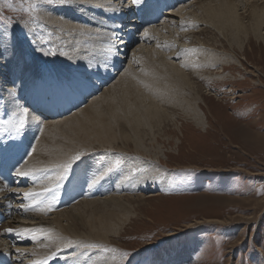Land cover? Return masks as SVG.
<instances>
[{
    "label": "bare ground",
    "instance_id": "6f19581e",
    "mask_svg": "<svg viewBox=\"0 0 264 264\" xmlns=\"http://www.w3.org/2000/svg\"><path fill=\"white\" fill-rule=\"evenodd\" d=\"M49 1L53 2L54 0ZM129 1L71 0L72 5L64 11L62 19L56 18V15L61 13L60 11L53 17H48L51 22L50 27L61 35L58 34L59 43L60 41L63 43L62 47H59L58 43L56 45L58 48L56 58H53L55 55L46 54L43 50V57L52 60L54 72L41 67L38 59L34 66L28 63L26 55L24 56L22 51L15 50L7 55L0 54V103L4 102L6 98L8 101L12 96L8 102L9 110H11L8 116L14 117V123H18L20 116L25 111L27 112L26 121L35 122L36 116L29 112L28 107L37 100H44L47 96L46 93H56L60 101L65 100L64 91L75 84V81H72L73 78H70L71 74H84L85 69H89V73L94 72L105 79L113 80L99 96L91 98V101L87 102L85 97H81L83 106H86L83 109L63 119L47 120L41 127L35 149L20 169V171L31 173L29 177L33 180H38V183L33 187L21 192L23 196L21 199L26 201L25 204L20 205L24 217L19 220L21 218L19 214L13 215L2 227L0 226V253L5 258L14 259L21 264H36L37 261L54 264L57 260L60 264H113L110 262L113 259L110 260L109 256L102 258L99 251H95L91 258L87 253V246L98 244L95 247H102V249L104 247V251L107 250L111 241L110 235L120 234L124 225L129 222L130 212L127 208L122 211L123 206L126 207V204H123L126 197L121 194L143 190L152 182L148 170L147 174L144 172L134 173L145 170V166L148 165L147 160L145 163L137 162L140 164H136L132 171L124 168L121 172L105 168L104 162L98 166L95 161L96 164L85 160L84 163L90 166L70 175L74 169L72 168L66 178L60 181L58 177L64 175L63 166L71 162V168L73 158L77 154L86 149L88 151L83 155L94 151L96 149L94 144L97 143L100 144L98 151H122L123 156L127 159L124 162L127 164L130 160L134 161L128 152L131 145L138 153L148 154L150 146L146 142L147 131L154 130L152 124L154 127H160L165 123L164 116L168 112L165 108L168 106L182 111L186 120L194 125L202 128L208 127V116L200 105L205 104L204 107L210 113L212 109L200 96V87L191 81L183 69L184 66L182 68L179 66L178 60H172L174 57L171 53L174 52L176 45L172 43L173 41L169 37L170 33L178 34L177 31L181 27L193 24V19L197 20L198 16L202 14L214 27L216 26L219 34L224 35L225 31L233 32L231 36L242 48L247 38L245 37L244 43H242L238 41L240 39L235 38V35L243 28L242 15L249 12L247 8H251L249 13L254 19L252 24L254 36L259 41L264 36L262 29L264 27V2L189 0L178 11H170L167 14L168 19L160 26L149 30L146 39L138 38L127 45V57L122 58L125 60L123 72H118L114 78L103 59L112 54L113 57L106 59V62L110 63L113 58L118 57L120 52L118 48L123 44V38L113 39V37L119 36L110 30L106 18L111 14L123 18L128 12L127 7L131 3ZM197 5V9L191 10L193 6ZM83 18L89 22V26L80 22ZM96 18L100 21L101 31H98L97 27L90 26L94 24ZM102 23L107 24L106 30ZM116 24V22H112L110 27H114ZM126 24L131 26L133 23L127 22ZM186 28L188 27L186 26ZM151 42H155L154 45H151ZM235 42L232 40V43ZM0 48L2 49V47ZM180 49L186 48L182 46ZM205 51L208 53L209 50ZM205 51L203 53H206ZM213 54L215 55V53L211 54L212 60ZM212 62L216 64L218 60ZM224 62L226 66L231 63L243 66L237 59L225 58ZM204 63H208V61ZM224 76L219 75L218 77L223 78ZM10 78H13L15 82ZM59 84L63 86L64 90L56 87ZM206 94L209 96V92ZM16 96L20 97L21 102ZM85 102L89 104L86 105ZM58 108L59 105H55L48 109ZM253 111L249 115H252ZM171 117L173 118V116ZM119 143L124 146V149L117 146ZM112 157L114 156L112 155ZM112 166L115 167V163ZM114 172H116L115 175H113ZM74 175L84 176L87 179L88 186L94 190V199L85 196L82 201L68 209L50 212L47 204L58 200L61 191ZM167 184V179L160 182L161 188ZM29 192L40 195L35 199L26 197L25 193ZM54 192H56L55 197H48ZM21 199L14 196V191L1 190L0 188V213L9 211L10 207H7L6 203L16 204ZM42 204H46V208L40 206L32 210L34 206ZM97 205H100L101 212L106 214V208L108 211L107 215L98 221L93 220L94 209ZM118 215L120 218H115ZM9 229L12 231H8ZM175 238V235L171 237V239ZM95 247L93 248L96 250ZM183 250L176 256H168L167 263L160 258L157 264L188 262L191 259L190 251ZM168 253L171 254L170 251Z\"/></svg>",
    "mask_w": 264,
    "mask_h": 264
},
{
    "label": "rangeland",
    "instance_id": "374dc122",
    "mask_svg": "<svg viewBox=\"0 0 264 264\" xmlns=\"http://www.w3.org/2000/svg\"><path fill=\"white\" fill-rule=\"evenodd\" d=\"M54 1L0 0V54L22 51L33 66L38 59L41 67L54 69L52 60L43 57V50L51 51L56 58V45L62 47L63 43H59L60 33L50 27L48 17L60 11L56 18L62 19L64 11L72 5V2ZM247 10L250 12L251 8ZM249 12L242 15V34L235 35L242 43L247 38L242 48L231 36L233 32L225 31L224 37L202 14L193 19V24L181 27L177 31L179 35L170 33L177 48L172 49V60L184 66L191 81L200 87V96L212 109L210 113L205 104L200 105L208 116V127L194 125L182 111L168 106L165 123L160 127L152 124L154 130L147 131L148 154L138 153L131 145L128 152L134 161L127 164L122 151H98L97 143L89 155H83L88 149L76 155L82 159L73 161L70 169L88 160L98 166L104 162L105 168L116 172L124 168L132 171L140 164L137 162L147 160L146 169L134 173L147 174L148 170L152 178L143 190L121 194L126 197L122 211L127 208L131 213L129 222L120 234L110 235L107 250L95 247L98 244L87 246L91 258L99 251L102 258L113 259L110 261L113 264H157L160 258L167 263L168 256L186 249L191 259L182 264H264V36L260 41L254 36V19ZM84 20L80 22L89 26ZM90 26L101 31L97 18ZM181 45L186 49L181 50ZM211 52L215 53L213 60ZM225 58L237 59L243 66L235 63L226 66ZM214 60L218 63L213 64ZM89 72L85 69L84 74ZM219 75L225 76L219 78ZM10 80L15 82L13 78ZM117 146L124 149L121 143ZM165 179L168 184L161 188L160 182ZM99 206L94 209L96 221L108 212L107 208L106 214L101 212ZM173 235L175 239H171Z\"/></svg>",
    "mask_w": 264,
    "mask_h": 264
},
{
    "label": "snow or ice",
    "instance_id": "6c2138e0",
    "mask_svg": "<svg viewBox=\"0 0 264 264\" xmlns=\"http://www.w3.org/2000/svg\"><path fill=\"white\" fill-rule=\"evenodd\" d=\"M71 0H62V3H70ZM132 4H134L136 7H140L143 3H144V0H131ZM145 36L147 38V33H145ZM46 54H53L51 53V51H49V53H46ZM26 118H27V112L25 111L19 118L18 120V124L15 128V131L18 133V134H22L23 130L25 129V125H26ZM74 161L76 160H80V157L79 156H76L73 158ZM70 164L71 162L68 164V165H64L63 166V171H64V175H61L58 177V180L62 181L66 178L68 172L70 171ZM15 174L17 176H20V177H29L31 175V173L29 172H24V171H20V170H15ZM49 191H51V189H49ZM40 194L38 193H32V192H29V193H25V196L26 197H32V198H36L38 197ZM8 231H12L11 229H9ZM125 256L129 255L128 253H125L124 254ZM36 264H48L47 261H37Z\"/></svg>",
    "mask_w": 264,
    "mask_h": 264
}]
</instances>
